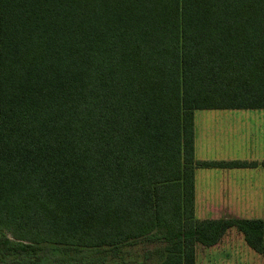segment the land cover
I'll return each mask as SVG.
<instances>
[{
  "label": "trees",
  "instance_id": "1",
  "mask_svg": "<svg viewBox=\"0 0 264 264\" xmlns=\"http://www.w3.org/2000/svg\"><path fill=\"white\" fill-rule=\"evenodd\" d=\"M264 110V0H0V257L118 247L161 230L196 264L235 228L198 219L194 113Z\"/></svg>",
  "mask_w": 264,
  "mask_h": 264
},
{
  "label": "crops",
  "instance_id": "2",
  "mask_svg": "<svg viewBox=\"0 0 264 264\" xmlns=\"http://www.w3.org/2000/svg\"><path fill=\"white\" fill-rule=\"evenodd\" d=\"M193 124L196 160L264 162V110L196 111ZM194 179H206L199 193L195 182L197 218L264 219V167L196 170ZM239 236L232 228L216 245H198L196 264H264Z\"/></svg>",
  "mask_w": 264,
  "mask_h": 264
},
{
  "label": "rangeland",
  "instance_id": "3",
  "mask_svg": "<svg viewBox=\"0 0 264 264\" xmlns=\"http://www.w3.org/2000/svg\"><path fill=\"white\" fill-rule=\"evenodd\" d=\"M205 180H195L198 184L197 191L200 189L199 185ZM198 219L202 218L198 217ZM163 233L161 230H155L151 234L118 247L70 248L68 252H65L64 246H52V258L44 259L41 264H161L166 255V249L170 245L162 239ZM0 235H7V233L0 230ZM240 237H242L241 234ZM0 264L36 263L32 254H25L0 257ZM198 264H203V261Z\"/></svg>",
  "mask_w": 264,
  "mask_h": 264
}]
</instances>
